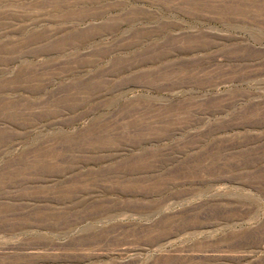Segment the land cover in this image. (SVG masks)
<instances>
[{
    "label": "rangeland",
    "instance_id": "1",
    "mask_svg": "<svg viewBox=\"0 0 264 264\" xmlns=\"http://www.w3.org/2000/svg\"><path fill=\"white\" fill-rule=\"evenodd\" d=\"M0 264H264V0H0Z\"/></svg>",
    "mask_w": 264,
    "mask_h": 264
}]
</instances>
